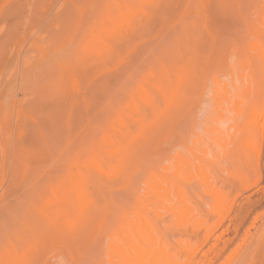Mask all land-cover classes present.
Wrapping results in <instances>:
<instances>
[{"label":"rangeland","instance_id":"rangeland-1","mask_svg":"<svg viewBox=\"0 0 264 264\" xmlns=\"http://www.w3.org/2000/svg\"><path fill=\"white\" fill-rule=\"evenodd\" d=\"M263 224L264 0H0V264H264Z\"/></svg>","mask_w":264,"mask_h":264},{"label":"bare ground","instance_id":"bare-ground-1","mask_svg":"<svg viewBox=\"0 0 264 264\" xmlns=\"http://www.w3.org/2000/svg\"><path fill=\"white\" fill-rule=\"evenodd\" d=\"M79 193L81 194V192L79 191ZM81 197H82V195H80ZM262 227V229H264V224L261 226ZM146 228H147V226H146ZM151 230H150V232L149 233H151L152 231H153V229L152 228H150ZM260 230H261V228H260ZM149 231V230H148ZM262 231V230H261ZM260 233H262V232H258V234L257 235H260ZM148 236V235H147ZM156 238L154 237V236H152V238H151V243L149 244V246H150V248H149V250H148V253L149 254H147V252H145L146 253V257L144 258V254H143V252L142 251H140L139 252V250L140 249H138L137 247V245H134V247H133V249L131 248V250H134V254H133V258H135V260H138L139 261V264L141 263V262H143L144 261V263H146V261H145V259L146 260H148L147 261V263L148 262H150V260L152 261V262H150V264H186V261L185 260H187L188 261V263L187 264H194V262H195V250L193 249V247L192 246H187L186 247V249H188V251L186 252V253H182L180 250H177L178 251V253H174V252H170L169 250H170V248H172L173 249V247H169L168 245H167V243H166V245L162 242V243H158L156 240H155ZM158 239H160L161 240V238H158ZM253 239H255V238H253ZM256 240H257V238H256ZM256 240H252L250 243H251V245H252V243L254 242V243H256ZM147 243H148V241H147ZM258 243V242H257ZM133 245V244H132ZM250 244H249V246H248V250H249V248H252V246H251ZM255 246V245H254ZM253 246V247H254ZM136 249V250H135ZM130 250V251H131ZM154 250H156V253L155 252H153ZM150 251V252H149ZM250 251L251 250H249V251H247V253L248 254H250ZM133 252V251H132ZM139 252V253H138ZM245 252V251H244ZM142 253V254H141ZM152 253V254H151ZM236 253V252H235ZM246 252H245V254H243V255H246L247 254ZM152 255L151 257H149V255ZM247 254V255H248ZM252 254V253H251ZM246 255V256H247ZM253 255V254H252ZM254 255H255V253H254ZM130 256H131V254H130ZM155 256H156V259H155ZM131 257V258H132ZM227 257V256H226ZM225 257V258H226ZM230 257V258H229ZM229 257H227L225 260H226V262L228 263V264H244V262H245V258H239V256L237 257V256H229ZM254 257V256H253ZM128 258H129V256H128ZM151 258V259H150ZM153 258V259H152ZM181 258H183V259H181ZM132 259H130L129 261L130 262H135V260H132ZM248 260H250V258L248 259ZM247 260V261H248ZM126 262H128L127 260H126ZM126 262L124 263V264H126ZM248 262H250V261H248ZM248 262H247V264H248ZM143 263V264H144ZM212 263V261H211V259H206V260H204V261H196V263L195 264H211ZM226 263V264H227ZM129 264V263H128ZM149 264V263H148ZM225 264V263H224Z\"/></svg>","mask_w":264,"mask_h":264}]
</instances>
